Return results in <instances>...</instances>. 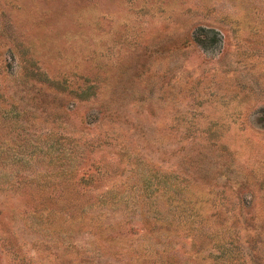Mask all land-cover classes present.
I'll return each mask as SVG.
<instances>
[{"label":"rangeland","instance_id":"rangeland-1","mask_svg":"<svg viewBox=\"0 0 264 264\" xmlns=\"http://www.w3.org/2000/svg\"><path fill=\"white\" fill-rule=\"evenodd\" d=\"M0 264H264V0H0Z\"/></svg>","mask_w":264,"mask_h":264}]
</instances>
